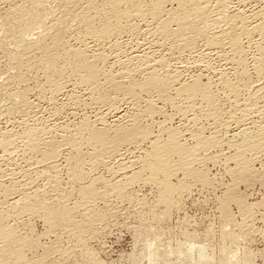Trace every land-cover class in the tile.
Here are the masks:
<instances>
[{"label": "rangeland", "instance_id": "obj_1", "mask_svg": "<svg viewBox=\"0 0 264 264\" xmlns=\"http://www.w3.org/2000/svg\"><path fill=\"white\" fill-rule=\"evenodd\" d=\"M22 1L23 0L21 1L13 0V1H9L6 3L5 0H0V19H4L6 17V13L8 14L9 9L16 4L18 5L19 3H22ZM236 1L237 0H235V3L233 2V4H231L233 5V7L236 6ZM241 2H242L243 12L245 14L247 13L246 15H250L254 12H257L260 9V7L264 8V0H241ZM167 6L169 7V5ZM48 7L52 8L51 5H48ZM77 30L79 31L80 28H75L76 33H77ZM76 33L74 34L72 33V36L71 34L70 36L67 35L69 38L68 37H67L68 39L66 38L67 39L66 42L68 43L67 45L69 47H72V48L77 47L76 41H74L76 38L75 37ZM118 36L120 37V35ZM142 36L133 40L134 42H132V40H128V38L124 35L123 36L121 35L120 38L116 36V40L118 41L119 39L122 42L119 44L121 46L123 45L122 47L120 46L121 49H119L120 51L119 53L117 52L118 50L114 51L113 48H111L112 47L111 42H113L112 41L113 39L112 40L110 39L111 42L109 44L111 45L108 44L107 45L108 47L107 46L105 47L107 49H104V51H106L105 54H106V62H107L105 63L106 67L104 66L105 67L104 69L108 67L106 69L107 72H109L108 70H111L113 75H119L121 71L122 72L124 71L120 69V67L127 61L126 64L128 66H126L127 70L125 71H127L128 74L131 72L129 74L131 78H132L131 75H134L133 77L136 80H140L141 76L139 75L138 72L135 71V69H133L135 67L133 66V68H131L132 65H135V64H132L134 62H131L130 59H127L126 61L124 59H126L125 57H128L129 54H132L134 50L138 51L136 53H139V52H142L143 49L150 48L151 49V50L149 49L150 53L148 52V50H146V52L151 54V57L155 58L156 61H158V59L160 60L161 58L162 59L164 58L163 60H165L167 65L169 66L168 69L171 67L169 71L175 72L174 70L176 69L179 71V73L183 71L180 74L182 76V77L180 76V78H182L180 79L181 82H185V83L187 82L189 84L191 80H194L195 78H197L204 84L205 83L210 84L211 85L210 88L211 90L214 91V93L217 89L218 94H223L224 90L222 89L223 92L221 91V86L219 87V84H217V82L214 79L215 74H213L212 72H201L199 70V67L196 66V65L203 63L204 61L202 59L203 43L201 42H200L201 44L199 42L197 43L199 45H197V47L192 51L193 54L188 51L170 53L171 52L169 51L170 49L162 45H161L162 49L160 47H159L160 49L159 48L156 49V47L153 45L156 40L151 41L154 38L150 40L149 38L151 37L149 36L147 40L146 37H142ZM1 37L4 38V35L0 34V41H1L0 45H2L1 44L2 42H4L3 43L4 46L2 45L0 47V74H1L0 75V112H1L0 113V136L2 138L4 137V135L5 136L6 135L10 136V134L20 135L24 133L26 129L32 128V130L34 129V131H36L38 135L41 134V136H43L45 134L46 137L48 138L50 137L54 140H57V142L60 143L64 136L73 135L74 132L77 130L73 128L75 127L77 128V126L80 125L84 121L90 122L91 127L93 129L94 127L96 129V126H97V129L99 128L103 129L105 126L108 127L109 130L111 128L110 134H108L109 132L108 128L106 129L105 127L104 129L107 130L106 132L108 136L110 135L109 137H114L116 135V132H113L112 130L115 131V128L117 130L123 127L126 130L128 129V131L129 129L130 131H132L136 128L135 126H136V123L138 122V125L144 126V127L138 126L140 131L141 130L144 131L143 133L148 132L147 135L145 134L146 137L148 136L150 132L151 136L152 135H154V137L156 136L155 138L161 137V140L160 139L158 140L164 145L166 144L165 140H168L167 137L171 135L169 133L173 131L172 133L176 134L179 144L182 145L181 147L183 149L188 150L189 152H191L192 147L194 146L196 147V140L194 138L195 136L200 135L201 138L203 137V139H212L213 140L212 142L215 143V144H212V143L210 144V142H208L211 146L208 145L207 148L201 150L202 152L201 151L199 153L197 152L198 158L196 157V162L193 161V163H191L190 166L188 165V167L191 170L193 169L194 171H197L200 175L203 176L205 180L204 183L200 182L193 176H188V175L185 176L183 172L180 170L179 172H176L177 169H179V167L177 168L178 162L176 163V160L178 157L173 156V163H174L173 165L174 166L176 165V167L174 168L176 170V171L174 170L175 173L168 172V173H161V175H159L160 177L163 174H165V176L166 174L173 175V176L167 175L169 177L166 176V180H165V177H161V178L159 177L160 181L163 179L170 186L174 188L176 186L177 190L176 189L174 190L175 192L173 195L174 198L172 197L173 201H171V203H168V204H165L163 203V201H160L159 192H161V190L159 189L158 186H156V183L154 184L155 181L153 182V180H147L148 182H145L146 178L148 179L149 177L150 179V174H148L147 176V173H149L147 172V170L141 171V173L142 172L145 173L144 175L143 173L139 174L141 175V178L143 180L141 178L133 179L135 181L138 180V182L134 183V181L132 180L133 183H131L129 179L132 176L131 172L132 173L140 172L142 168L141 163L143 160L141 152L143 151H146V152L148 151L147 153L150 152V150L153 147L150 144L149 140L150 139L154 140L153 136L150 137L149 135L150 138L149 139L146 138V140L144 139L145 137L142 138V140L138 138L135 141L137 144L133 142L135 147L132 142L128 143V145L126 142L124 143L126 145L121 144V147L118 146L119 148H117V150L119 152H116L117 155L113 154L114 155L113 157H111L112 155L105 157L104 160L106 161L105 163L106 165L102 163L104 167L106 166L105 168H109V169H105L103 166H101L102 164L96 166L97 167L96 168V167H91L89 163V167H88L87 166L88 162L86 161L84 164V167H82L83 172L85 171V174L87 173L86 176L88 177V179L86 177L88 181L86 186L88 184L93 183V181L96 182V183H93L92 185L95 190L94 193L97 194V196H95L92 200L93 209L91 208L89 209L83 196L80 195V190L77 191L79 187L73 186L72 188L70 187L72 185L68 182L69 180L67 177L68 169L66 168L68 165L67 164L64 165V163L66 161L65 159L68 158L67 156L68 153L69 152L73 153V150L71 151L72 148L69 145L65 146L63 143H60L61 145L59 146L61 148L58 149L59 150L58 152H61V154L62 153L63 154L61 155L59 153L58 154L59 156H57V158L54 159L56 160L55 164H57L56 167L59 170V172H57V169H55L56 171L51 170V172H49L51 178H53L54 175L56 176V177L54 176L55 181L58 180L57 178L59 177L61 178L59 179V185H61L60 186L61 189L59 192H55L52 189L53 188L52 184L50 183L51 184L50 186L48 180L46 179L47 175L44 174L45 172L44 168L46 165L41 163V164H38L39 167L38 165L36 166V163H39V161L35 158V160L37 161L35 162L34 156L30 152H27V149L26 151L25 149L24 151H21L23 150L22 148L24 144H21V142H19L18 144V141L13 142L15 140H13L14 138L11 137L10 139L12 141L11 147L13 148L9 152L4 151L7 154L5 153L3 154V152H1L3 150L1 149V145H0V183H1L0 185L2 186L3 184L4 186V187L2 186L3 188H7V187L9 188V186L13 187L12 190L14 189L13 190L14 198L20 197V195L24 193L25 191L27 193H32V191H35L37 189L40 191L43 190V194L45 192L44 195L48 196V197L45 196L47 197L46 198L47 201L52 200L54 201V203L56 202L59 205L67 207L69 210L73 211V215H72L70 223H64V225L61 224V225L56 226V225H50L46 223L44 219L41 218L42 215L40 213L31 215L28 212H23L21 214H17L14 210H7V217H6L7 224L6 225L9 227V229H11L14 232V234L18 238L23 240V243H25V245H23V248H22L23 254L25 255V258H27L28 260L29 259L31 260V264H264V151H263L264 145L262 148H260L262 149V151L258 149L250 153V151H247L246 148H243L244 146L240 147L241 144L244 145V143L240 140V139H243V137L241 138V136L240 137L235 136L240 131V129L242 130V128L246 130L248 133H250V135H252L253 133L254 134L253 136H255V134L258 133L257 128L262 127L264 129V115L256 116L254 114V116L252 115L253 117H250L249 119L245 118L244 120L242 119L243 121L239 120V122H237L239 119L238 117L239 113H238V110L236 109L243 107V104H244L243 102L248 97L247 94H245L243 91L240 92L241 98L239 99V102L241 104L238 103L239 105L238 107L231 100L226 101V99H224L223 96L222 97L220 96L221 97L220 99L222 101H220V99L218 98L217 103L218 102L219 103L221 102V103L220 104L218 103L216 108L219 111L218 112L219 114L221 112L220 118L224 116L221 119V121L224 118L226 119L227 123H224L225 125L214 124V122H212L211 120L212 118L206 112L207 110L201 107L202 105L204 106V104L202 105L200 104L197 109L198 112L193 111L194 114L192 111H190L191 113L190 112L187 113L186 110H183L182 112H186L185 113L186 117L184 116L182 117L181 114L177 113V111L175 110V107L164 105L162 101L158 99H157L158 101L155 102L156 98L154 97L151 98L149 95L148 96L143 95V93H140V92H139L140 95L139 93H136L133 100L132 98H129V97L125 98L124 100L121 97V95H119L118 97L113 94L112 96V94H110L111 91L110 90L107 91L109 93L110 102H112L113 97L114 99L118 98V100L116 99L117 101L113 100L112 103L114 104L113 105L114 107L112 109L114 110H112L110 109L111 107L108 106V105H111V104H108L109 102L106 103L107 105L101 102L98 103L95 100V97L92 98L90 95L87 96L80 89L75 88L76 89L75 90L74 87L71 89L73 85L72 84L73 78H71L72 75L69 74L68 72H67L68 74L66 75L67 79L65 81L66 87H63L62 92L56 95L50 96V93L49 92L47 93V91L45 90L38 91L40 90L38 89V86L40 84L43 85V83L45 84V77L41 71L38 72V75L36 72H35L36 74L34 73L35 68H36L35 65L30 66V67L27 66L22 69L23 71L29 67V69H27L28 71L26 70L23 71L25 72L23 74L24 75L23 79L25 78L24 81L22 79L23 82L20 83V82L15 81V79L14 80L11 79V77L14 75L15 72L13 73L14 71L13 67L11 66V63L9 65V60L7 58H8V53L12 52L14 48H12V50L9 51L12 45L9 43V41L6 38H4L3 39L4 41H3ZM123 38H125L126 40ZM33 39H34V36L30 38L32 42L34 41ZM144 39L146 40V42ZM6 40L8 41V43ZM136 40L139 42L140 45L141 44L142 45L135 46L134 44L137 43ZM5 41H6V44H5ZM130 41H131V45L129 43ZM90 43L91 42L88 40L87 44H90ZM8 44L11 46H9ZM149 44L153 46L151 47ZM90 45H87L88 48L91 47L89 51H93L95 47H93L92 43ZM2 47L5 49H3ZM154 48L156 52L154 51ZM251 51L252 49L249 52L251 53ZM29 52L25 53V56L23 57L24 60L29 61L30 59H32L34 57L33 54H35V52H37L38 54V51L36 50H31ZM168 53H170L171 55ZM26 54H29L30 56L29 55L26 56ZM37 54H35V57L37 56ZM178 54L180 55L178 56ZM249 54H247L248 55L247 58L250 57ZM115 55H118V56H115ZM200 56H201V59H200ZM216 57L217 56L213 54V57L211 55L209 59H206L205 61L207 63L209 62L210 66L213 67L216 73L218 72L220 74L222 73V70L224 73V69L226 70L228 69V67L226 68L223 67L224 69H222V66L225 65L223 64L224 63L223 58H220L221 57L220 55L217 57L218 59L220 58V60H217ZM195 59L196 61H194ZM128 60L131 62V65ZM115 62H117V64ZM29 63L27 64L29 65ZM120 63H122V65ZM219 63L221 64L218 65ZM185 65L187 68L185 67ZM189 67H192V68H189ZM11 68H12V73H13L12 76L10 74ZM183 69L185 70L186 73L184 72ZM251 69L252 68H250L249 66V70H248L249 72H247L248 79H249L248 82L251 83V85H253V83L254 85H256V83L258 85L260 82L256 81L257 78L255 79L256 77L254 76L255 73ZM128 70H130V72ZM158 70L162 73H160ZM158 70H157L158 73L163 74L164 71H162L161 69H158ZM36 71H38V69ZM227 71H226L227 73H224L225 76L227 75L226 78L228 77V80L230 79L233 82L234 79H236L234 76L235 74L233 73L234 71L233 70L232 71L227 70ZM133 72L136 74L138 73L139 76L134 74ZM3 75L5 76L3 77ZM40 75H43V77ZM8 77H10V79ZM131 78H130L131 81L135 80L134 78L133 79ZM11 80L13 81V83ZM69 82L71 83V85ZM105 89L107 90L110 88L105 87ZM136 96L137 98H135ZM22 98L24 99L27 98L26 99L27 104L28 102L31 103V104H28L30 105V110L27 106V109L30 112H28L26 109L25 111H23L24 113L27 111L25 115L21 113L22 111L17 113L18 116H15L17 115L16 113L12 114L13 116L9 114L7 115L8 110H5L7 108V105L10 107L17 103L16 105L18 106L19 105L18 101L21 102L20 99ZM148 99H149V102L152 101L151 102V105H152L151 109H153L152 114L150 112L152 111L151 109H148V111L146 110L148 108V102H146L145 100L148 101ZM123 100L124 102L128 100L131 103L127 101L128 103L126 102L124 104ZM134 100L135 101L137 100L138 102L136 101V104H135ZM181 100L182 99L180 100L177 99L178 103L179 101L182 103V104L181 103L177 104V106L180 107L181 105L182 106L184 105L183 107H185V104H183V100L182 101ZM223 100H225L226 103ZM233 104L237 108H234L235 106H232ZM230 105L235 109L234 110L235 113H233V110H232L233 108ZM129 106L131 107L129 108ZM9 107L7 109H9ZM199 109L202 111L205 110L204 112L205 114L207 113L206 115L208 116L205 115L204 117L203 116L204 112L199 111ZM3 110L7 112L4 114ZM134 111L136 112L139 111V112L136 113ZM27 113H30V114H27ZM149 113L151 114L150 116H149ZM159 113L162 114V116ZM230 113L231 114L233 113L232 114L233 116H231ZM20 114L22 117L20 116ZM137 114H139V116ZM133 115L134 116L136 115V118H137L136 123H135L136 118L135 117L134 119L132 118ZM8 116L10 117L7 118ZM98 116L101 118H99ZM24 117H27V118L24 119ZM208 117H210L211 119ZM227 117L230 118L231 121ZM98 118L101 121H99ZM139 118L141 120H139ZM231 118L237 121L234 122ZM26 119H28V121ZM130 120L134 121V123ZM22 121L23 122L25 121V122L23 123ZM244 121L246 122L244 123ZM257 123L259 125L256 127ZM93 124L95 126H93ZM121 124L122 125L125 124L126 127L128 128H126L125 126H122ZM31 125L32 127H30ZM118 125H121V126L118 127ZM158 125H160V127ZM101 126H103V128ZM21 128L22 130H20ZM64 128H68V129L64 130ZM49 129H50L49 133L48 132L45 133L46 132L45 130L48 131ZM217 129H220L221 131L219 130L218 132ZM42 130L45 132L43 133ZM51 130H52V133H50ZM72 130L74 131L73 133H71ZM66 132L68 133L66 134ZM62 133L63 135L64 134L65 135L64 136L61 135ZM111 133L112 134L115 133V134L111 135ZM214 134H216V136ZM56 135L60 137L56 138ZM213 135L215 136V138L213 137ZM41 136H40V139L42 138ZM1 140H0V143H1ZM141 141L142 143L139 144V142ZM14 145L17 146L15 150H14L15 148ZM85 145L86 144L84 145L82 144V146H80L79 149L81 153L85 152L84 154H86L88 152L87 154H91L92 150L94 149V148L91 149L93 146L90 145L89 147L88 144L87 146ZM237 145L240 147V151L242 150V148L245 149L246 151V152H243L244 150L242 151L243 152L242 158L247 161L246 169L245 168L243 169V171L245 172L244 174H243L242 169L240 170L238 169L239 168L237 165L238 163L236 164L237 161L231 159V157L237 152V150H239L238 149L239 147H237ZM136 146L138 147L136 148ZM68 147L70 149H67ZM62 150H64V152ZM8 153L9 154L13 153V154L12 156L11 155L9 156ZM64 154H65L64 156L65 158L63 157ZM117 156L120 158H118ZM136 158L140 159L141 163ZM106 159L109 161H107ZM33 162H35V164H33ZM137 164H138V167H137ZM127 165H130V167ZM42 166H44V168ZM90 167L97 174L94 173L93 170L89 172V170L91 169ZM86 168H90V169L87 170ZM40 173L42 174V176L44 174L42 178H41ZM21 174H23L24 177L23 175L21 176ZM89 174H91V176ZM94 174L96 177H98L99 180L102 178L106 182L103 180H101L102 183L97 182L99 180L94 176ZM93 176L95 177L96 180H93L94 178L92 179ZM30 179L33 180L34 182L29 181ZM86 179L85 181L83 180L81 182V185L83 184V186H85V183L87 182ZM90 179H92L91 183H89ZM128 179L129 181H127ZM139 179L142 180V182ZM28 182H32V186H31V183L28 184ZM108 182H109V185L111 183L116 184V182L118 184L122 183V185L124 186V192L127 193L126 196L128 197L120 198L119 196H117L115 193H113L116 191L106 187V184ZM127 182H130V184L128 185ZM27 185L28 186L30 185L29 187L31 188H29ZM25 187L27 189H25ZM47 188H51L52 190L50 191ZM15 189L17 192L15 191ZM47 190L49 191L47 192ZM104 192H107V193H104ZM18 193H21V194H18ZM1 194L2 193L0 192V200L2 198ZM15 194H18L19 196L16 195L15 197ZM59 195H60V198H59ZM21 196H23V194ZM56 198H59V199H56ZM52 201L51 203H53ZM246 207L248 209V213L245 215L244 213H242L243 212L242 210L243 208H246ZM223 230L224 231L226 230L230 232L233 236H235L237 238L236 242H234L233 244H230L224 241L221 237ZM190 244L193 245L192 254H190L187 251L188 250L187 247H189L188 245ZM199 249L204 252L205 256L202 258H200V256L197 254V251ZM232 256L233 257L235 256V258H233ZM161 258H164V259H161Z\"/></svg>", "mask_w": 264, "mask_h": 264}, {"label": "bare ground", "instance_id": "obj_2", "mask_svg": "<svg viewBox=\"0 0 264 264\" xmlns=\"http://www.w3.org/2000/svg\"><path fill=\"white\" fill-rule=\"evenodd\" d=\"M5 1L7 3V2L13 1V0H5ZM233 2L235 3V0H145V1H143V0H23L22 3H19L18 5L16 4L13 7H11L8 11V14L6 13V17L4 19H0V34L4 35V38H6L9 41V43L12 45L11 46L8 44L9 46H11V49H9V51L12 50V48H14V50H12V52L8 53V58H7L9 60V65L11 63V66L13 67V70H14L13 73L15 72L14 75L12 76L13 73H12V68H11L10 74L13 78L11 76L10 77H11V79H13V80L15 79V81L21 83L25 79V78L23 79V76H24L23 74L25 73L23 71H25V70L28 71L27 69H29L30 66L35 65V67L38 69V71H36L37 69L35 68L34 73L36 72L38 75V72L41 71L45 77V84L43 83V85H41L39 83L40 85L38 86V89H40V90H38V89L37 90L38 91L45 90V91H47V93L48 92L50 93V96H53V95H56V94L62 92L63 87H66V85H65V81L67 79L66 75L69 73L72 75L71 78H73V80H72L73 85H72L71 89L73 87H74V89L75 88L80 89L87 96L90 95L92 98L95 97V100L98 103L101 102V103L106 104L109 102L108 104H111V105H108L109 107H111L110 109H112L114 107L113 106L114 104L112 103L113 100H116V99L118 100V98L114 99V97H113V99L111 98L112 102H110L109 93L107 92L109 90L112 92V93L110 92V94H112V96H113V94L118 96V97H119V95H121V97L124 100L127 97L132 98V100H133L136 93H139V92L143 93V95H147V96L149 95L151 98H153V97L156 98L155 102L160 100V101H162V103L164 105H167V106L169 105V106L175 107V110L177 111V113L181 114L182 117L183 116L186 117L185 116L186 112H182L183 110H186L187 113H189L190 111L195 112V111H197L200 104L201 105L204 104L205 107L203 105L201 107H203L207 110L206 112L208 113V115L212 119L210 117H208V118H210L212 120V122H214V124H216V125H225L224 123H227L225 118H224L225 120L223 119L225 122L223 120L221 121V119L224 116L222 118H220L221 112L219 114L218 113L219 111L216 108L217 104L219 103V102L217 103L218 98L220 99L223 96L224 99H226V101L231 100L238 107L239 106L238 103H240L239 99L241 98L240 92L243 91L245 94H247L248 97L246 98V100H244L243 107L236 109V110H238V113H239V116H238L239 119L237 117L238 121L237 120L236 121L239 122V120H242V119L244 120L245 118L249 119L250 117H253L254 114L256 116L257 115L263 116L264 115V8L260 7V9L258 11L256 10L257 12H254L250 15H246L247 13L245 14L243 12L241 0L236 1L235 7H233V5H231V4H233ZM48 5H51L52 8H49ZM167 5H169L170 8ZM75 28H80V30L79 31L77 30V33H76ZM72 33L73 34L76 33V36H75L76 38L74 41H76L77 47H75V48L69 47L67 45L68 43L66 42L67 39L69 38L68 36H70V34L72 36ZM118 35H120V37H121V35L122 36L124 35L128 38V40H132V42H134L133 40H135L136 38H138L142 35H143L142 37H146L147 40H148V37L150 36L151 37V38H149L150 40L152 38H154L151 41L156 40L154 44L152 42V44L156 47V49L159 47L161 48L162 46H164L166 48L168 47L170 49V50L169 49L168 50L171 51L170 53L180 52V51H182V52L188 51V52L192 53V51L197 47V45H199V44H197L198 42L203 43L202 59L204 61H203V63L196 65V66L199 67V70L201 72H212L213 74H215L214 79L217 82V84H219V87L221 86V91H222V89L224 90V92L222 91L223 94H218L217 89L214 93V91L211 90V88H210L211 87L210 84H207V83L204 84L197 78H195L194 80H191V82L189 84L187 82L186 83L181 82L180 79H182V78H180V76H181L180 74L183 71L181 73H179V71L177 69L174 70L175 72L169 71V69L171 67L168 69L169 66L167 65L166 61L163 60L164 58L163 59L161 58L160 60L158 59V61H156L155 58L151 57V54H149L150 53L149 51L151 50L150 48H149L150 50L148 48L143 49L142 52H139V53H136L138 51L134 50V52L132 54H129L130 57L128 55L129 58L125 57L126 59H124L125 61L127 59H130L131 62H134L132 64H135V65H132V67H131L130 66L131 62L128 60L130 63L129 66L131 68H133V66H134L135 68H133V69H135V71L138 72L139 75L141 76L140 80H136L133 77L134 75H131L132 76V78H131L129 75L131 73L130 70H128L130 72L129 74L127 73V71H125V70H127L126 66H128L126 64L127 61L123 65H122V63H120L122 65V66L120 65L122 67V68L120 67V69L124 70L125 72L121 71L122 73L120 72L119 75H113L111 70H108L109 72H107L106 69L108 67L106 69H104L106 67L105 63H107L106 62V54H105L106 51H104V49H107L105 47L113 39L112 40L113 42H111L112 45L111 44H109V45L112 46V47L111 46L110 47L113 48L114 51L118 50L117 52L119 53L120 52L119 49H121L120 48L121 45L119 43H122V42L119 39H118V41H120V42H118L116 40V36L118 38H120ZM32 36H34L33 42H32V40H30V38H32ZM2 37H1V39L3 40L4 38H2ZM123 39H125V38H123ZM141 39H143V38H141ZM88 40L93 44V47H95L93 51H89V49L91 47L88 48L87 45H90L91 43L87 44ZM6 41H5V44H6ZM8 41H7V43H8ZM138 41H137V43L134 44L135 46L140 45ZM145 42H146V40H145ZM3 43L4 42H2L1 44L3 45ZM125 43H126V41H125ZM129 43L131 45V41ZM2 45H0V47ZM8 45H7V47H8ZM132 45H133V43H132ZM90 46H92V45H90ZM147 47H148V45H147ZM3 49H5V48H3ZM251 49H252V51L250 53L249 51ZM31 50L38 51V54H37V52H35V54H37V56L35 57V54L31 53L34 55V57L32 59H30L29 61L24 60L23 57L25 56V53L29 52ZM146 50H148L149 53L146 52ZM114 51H113V53H114ZM154 51H155V48H154ZM151 52H153V51H151ZM170 53H168V54H170ZM115 54H116V52H115ZM213 54L217 57L221 55L220 58H223L224 63H223V61H222V63L225 65L224 66L221 65L222 69H224L223 67H225V68L228 67V69H226V70L224 69V73H227L228 72L227 70H231V71L233 70L234 71L233 72L235 74L234 76L237 79V81H236V79H234L235 83H234V81L232 82L230 79H229L230 80L229 81L228 77L226 78L227 75L225 76L222 69H221L222 73H220V74L218 72L216 73V71L213 69V67L210 66L209 62L207 63L205 61L206 59H209V57L211 55L213 57ZM247 54H249V56H250L249 58H247L248 57ZM27 55H29V54H26V56ZM118 55H115V56H118ZM179 55L180 54H178V56ZM197 57H198V55H197ZM116 58H118V57H116ZM220 58L219 59L217 58V60H220ZM28 59H29V57H28ZM200 59H201V56H200ZM248 59H249V61H248ZM194 61H196V59ZM29 62L31 63V65ZM27 63H29V65ZM115 63L117 64V62H115ZM250 63H251V65H250ZM220 64L221 63H219L218 65H220ZM27 66H29V67L22 71V69L24 67H27ZM213 66H214V64H213ZM249 66H250V68H252L251 70H253V72L255 73L254 76H256L255 79L257 78L256 81L260 82L258 85H257V83H256V85H254V83H253V85H251V83L248 82L249 79H248L247 72H249L248 71ZM180 67H182V66H180ZM185 67H186V65H185ZM189 68H192V67H189ZM158 69H161L162 71H164L163 74H160L162 72H160ZM157 70L160 73H158ZM131 71H133V70H131ZM6 72H7V70H6ZM184 72H185V70H184ZM138 73L137 74L134 73V74L138 75ZM43 75H40V76L43 77ZM4 76L5 75H3V77ZM68 76H70V75H68ZM10 77H8V78L10 79ZM130 78L131 79L134 78L135 80L131 81ZM22 79H23V81H22ZM8 83H9V81H8ZM12 83H13V81H12ZM20 83H18V84H20ZM70 85H71V83H70ZM105 87H109L110 89L106 90ZM22 88H20V89H22ZM140 93H139V95H140ZM219 93H221V92H219ZM43 95H45V94H43ZM70 95H71V93H70ZM112 96H110V97H112ZM24 98H25V96H24ZM24 98L20 99L21 102L18 101V103H19L18 106L16 105L17 103L10 106V107L7 105V108L9 107V109H7V108L5 109V110H8L7 115L8 114L12 115L15 113L17 114L18 112H21V111H22L21 113L25 115V113L28 111L27 106L30 110V105H28V104H31V103L28 102V104H27V100H26L27 98L26 99H24ZM135 98H137V96ZM177 99H179V100L182 99L183 104H185V107H183L184 105L183 106L181 105L183 108L181 106L180 107L177 106V104L181 103L180 101L178 103ZM124 100H123V103L125 104L128 100H126V102H124ZM150 100H152V99H150ZM242 100H241V102H242ZM136 101H135V104H136ZM145 101L148 102V108L146 109L148 111V109H151V107H152V105H151L152 101L149 102V99H148V101L147 100H145ZM220 101H222V100L220 99ZM223 101H225V100H223ZM226 101H225V103H226ZM128 102H130V101H128ZM153 102H154V100H153ZM13 103H11V104H13ZM234 104L232 106H235ZM236 106L234 108H237ZM130 107L131 106H129V108ZM133 108H135V107H133ZM234 108L232 109L233 113H235ZM26 109H27V111L24 113L23 111H25ZM200 109H199V111H201V112L205 111V110L202 111ZM5 110H3L4 114L7 112V111L5 112ZM112 110H114V109H112ZM112 110H110V111H112ZM151 110L152 111H150V112L152 114L153 109H151ZM28 112H30V111H28ZM134 112H136V111H134ZM138 112H136V113H138ZM154 112H156V111H154ZM194 112H193V114H194ZM27 114H30V113H27ZM139 114H137V115L139 116ZM141 114H142V112H141ZM146 114H148V113H146ZM151 114L149 113V116ZM154 114H156V113H154ZM206 114L204 112L203 116L205 117ZM232 114H231V116H233ZM7 115H5V116H7ZM160 115L162 116V114H160ZM208 115H206V116H208ZM15 116H18V114ZM20 116H21V114H20ZM9 117L10 116H8L7 118H9ZM134 117L136 118V115L135 116L133 115L132 118L134 119ZM25 118H27V117H24V119ZM99 118H101V117H99ZM99 118H98V120L101 121ZM228 119L230 120V118H228ZM231 119L233 120V118H231ZM22 120H23V118H22ZM26 120L28 121V119H26ZM136 120H137V118L135 119V123H136ZM139 120H141V119L139 118ZM29 121H30V119H29ZM96 121H97V119H96ZM130 121H132V120H130ZM233 121L236 122L235 120H233ZM132 122L134 123V121H132ZM245 122L246 121H244V123ZM26 124H27V122H26ZM125 124L124 125L121 124V125L126 127ZM130 124H132V123H130ZM22 125H24V124H22ZM121 125H118V127H120ZM258 125L259 124L257 123L256 127ZM93 126H95V125L93 124ZM103 126H104V124H103ZM103 126H101V127L103 128ZM130 126H132V125H130ZM138 126L144 127V126L138 125V122H137L136 126H135L136 128L135 129L133 128L134 130H132V131H130V129L128 131V129L126 130L123 127L119 128L117 130L115 128V131L114 130H112V131L116 132V135L114 137H109L110 135L108 136V134H110L111 128L109 130V128L105 126L106 129L108 128V130H109V132L107 134V132H106L107 130L104 129L105 127L103 129H100V128L97 129V126H96V129H95V127L93 129L91 127L90 122L84 121L80 125H78L77 128L74 126L75 128H73V129H75V130L77 129V130L75 131L76 133L72 130L71 133L74 132L73 135L64 136L65 134L64 135H63V133L61 134L64 137H63V139L60 138V139H62V141L59 139L61 141L60 143H63L65 146L69 145L72 148L71 151L73 150V153L69 152L71 155L68 153V155H67L68 158L65 159L66 161L64 163V165H66V164L68 165L66 167L68 169V174L66 173L68 175V176L67 175L66 176L69 179L68 182L72 185V186H70L72 188H73V186L79 187V189H77V191L80 190V195L83 196V198H84L86 204L88 205L89 209L90 208L93 209L92 200L95 196H97V194L94 193L95 190H94L93 185H92L93 183H96V182L93 181V183H91V180L93 178H94L93 180H96L95 179L96 176L94 174L95 177L93 176L89 182L91 184H88L86 186V184L88 183V181H87L88 177L86 176L87 173L85 174V171L83 172L82 167H84V164L86 161L88 162V165L86 164L88 167H89V163H90L91 167H96L98 165H101L102 163L104 165H106L105 164L106 161L104 160V158L111 156V155H112L111 157H113L116 154V152H119L117 150V148H119L118 146L121 147V144H124L127 142V145H128V143H131V142L133 143L138 138L142 140V138L145 137L144 139L146 140V138L149 139L152 136L154 137V135L151 136L150 132H149L148 136L146 137L145 134L147 135L148 132L143 133L144 131H142V130L140 131ZM158 126L160 127V125H158ZM30 127H32V125ZM109 127H111V126H109ZM223 127H225V126H223ZM126 128H128V127H126ZM65 129L67 130L68 128H64V130ZM257 129H258L257 130L258 133H256L255 136H253L254 135L253 133H252V135H250V133H248L243 128H242V130L240 129V131L235 135L236 137H238V136L239 137L241 136V138L243 137V139H240V140L244 143V145L241 144L240 147L244 146L243 148H246V150L250 151V153L262 148L264 145V129L262 127H259ZM20 130H22V128ZM217 130L219 132L220 129H217ZM23 131H24V129H23ZM45 131H43V133L44 132L49 133L50 129L48 131L47 130H45ZM59 131H61V130H59ZM165 131H166V129H165ZM223 131H222V133H223ZM68 132H66V134ZM172 132L169 133L171 135L168 134L169 137H167L168 140H165L166 141L165 145L158 140V139L161 140V137H159V136H158L159 138H155L156 137L155 136L154 140L153 139L149 140L150 144L153 147V148L151 147L153 150L151 149L152 151L150 150L149 153H147L148 151L147 152L146 151L141 152L142 158H143L142 163H141L140 159H137V158L136 159L140 161V163L142 165L141 164H139V165H141L142 168H141L140 172H137V173H132L130 171L132 176H131V178H129L131 183H133L132 182L133 179L141 178V175H139L141 173V171L147 170V172H149V173H147V176H148V174H150V179H149V177H148V179L146 178L145 182H148L147 180H153V182L155 181L154 184L156 183V186H158L159 189L161 190V192H159L160 201H163V203H165V204L171 203V201H173L172 199L174 198L173 195L175 193L174 190L176 189V186H175V188L170 186L163 179L160 181L159 175H161V173L174 172V170H175L174 168L176 167V165L175 166L173 165L174 164L173 163V156L178 157L177 158L178 161L176 160V163L178 162L177 168L179 167V169L176 168L177 169V171L175 170L176 172H179V170H180L183 172V174L185 176H187V175L193 176L197 180H199L200 182L204 183L205 180H204L203 176L200 175L197 171H194L193 169L191 170L188 167V165L190 166V164L193 163V161L196 162L197 152L199 153L202 149L207 148L208 145L211 146L210 145L211 143L215 144L212 142L213 141L212 139H203V137L201 138V136L198 135V136L194 137L196 140V147L193 145L194 147H192L191 152H189L188 150L183 149L181 147L182 145L179 144V141L176 137V134L172 133ZM50 133H52V130ZM114 134L115 133H113V134L111 133V135H114ZM44 135L43 136H41V134L38 135L36 133V131H34V129L32 130V128H30V129H26V131L20 135H11V134H10V136L4 135L3 138L0 136V140L2 138L0 145H1V149L3 150L1 152H3V154H4L5 152H9L13 148V147H11L12 146V141L10 140L11 137H13L14 138L13 140H15L13 142L18 141V144H19V142H21V144H24V146L22 148L23 150H21V151H24V149L26 151V149H27V152H30L34 156V161L37 162L35 160V158L39 161V163H36V166L38 164H41V163L46 165L45 168H44V166H42L45 170V172L44 171H42V172H44V174L47 175L46 179L48 180L49 184L50 183L52 184L53 188L52 187L51 188L53 189V191L59 192L61 189V187H60L61 185H59V179H61V178L59 177V178H57L58 180L55 181L56 176L53 174L55 177L53 176V178H51L49 172H51V170L56 171L55 169H57V167H56L57 164H55L56 160H54V159L57 158V156H59L58 155L59 153L61 154V152H58L59 151L58 149L61 148L59 145H61V144L59 142H57V140H54L50 137H49L50 138L49 139L48 137H46V135L45 136ZM57 135H56V138L60 137ZM149 135H150V137H149ZM214 135L216 136V134H214ZM214 135H213V137L215 138ZM40 136L42 137L41 139H40ZM45 138H47V139H45ZM210 138H211V136H210ZM216 139H217V137H216ZM149 141H148V143H149ZM241 141H240V143H241ZM208 142H210V144ZM140 143H142V141L139 142V144ZM63 144H62V146H63ZM82 144L83 145L86 144L85 146H87V144H88L89 147H90V145L93 146L91 148V149L94 148L92 150V153L91 154H87L88 152L86 154H84L85 152L81 153L79 148H80V146H82ZM16 145H14V147H15L14 150L17 147ZM124 145H126V144H124ZM133 145H134V143H133ZM234 146H235V144H234ZM123 147H125V146H123ZM123 147H122V149H123ZM134 147H135V145H134ZM137 147L138 146H136V148ZM139 147H140V145H139ZM237 147H239V146L237 145ZM240 147L238 148L239 150H237V152L235 151L236 153L234 152L235 153L233 155L234 157L232 156L233 158L231 157V159L236 160L237 162L236 161H234V162H236V164L238 163L237 164L239 167L238 169L239 170L242 169V171H243L244 168L246 169L247 161L242 158V156H243L242 153L246 152V151L243 148L240 151ZM18 148H20V147H18ZM67 149H70V148L68 147ZM18 150H20V149H18ZM64 150H62V151L64 152ZM140 150H141V148H140ZM260 150L262 151V149H260ZM68 151H66V152H68ZM263 151H264V148H263ZM120 152H122V151H120ZM205 152H206V150H205ZM257 153H259V152H257ZM5 154H7V153H5ZM12 154H9V156L10 155L12 156ZM64 156H65V154L63 155V157ZM118 156H119V154H118ZM198 156H199V154H198ZM63 157H61V158H63ZM115 158H116V156H115ZM118 158H120V157H118ZM107 161H109V160H107ZM35 162H33V164H35ZM103 164L101 166H103ZM120 164H119V166H120ZM134 164H133V166H134ZM58 166H60V165H58ZM127 166L130 167V165H127ZM38 167H39V165H38ZM42 167H40V168H42ZM137 167H138V164H137ZM66 168H65V170H66ZM90 168H86V169L88 170ZM105 169H109V168H105ZM8 170H7V172H8ZM91 170H93V169L91 168L89 170V172H91ZM131 170H132V168H131ZM16 171H17V169H16ZM93 171H92V173H93ZM57 172H59L58 169H57ZM135 172H136V170H135ZM41 173H40V175L42 178L44 176V174L42 176ZM94 173H96V172L94 171ZM236 173H237V171H236ZM244 173L245 172L243 171V174ZM18 174H19V172H18ZM144 174L145 173H143V175ZM22 175L23 174H21V176ZM57 175H59V174H57ZM89 175L91 176V174H89ZM167 175H170V174H166V176ZM127 176H128V174H127ZM147 176H145V177H147ZM166 176H165V174H163L161 177H165V180H166ZM170 176H173V175H170ZM23 177H24V175H23ZM86 177H87V179H86ZM167 177H169V176H167ZM13 178H14V176H13ZM96 178L98 179V177H96ZM85 179L87 182L85 183V186H83V184L81 185V182L83 180L85 181ZM129 179L127 181H129ZM42 180H40V181H42ZM101 180L105 181L104 179L101 178L97 182L102 183ZM142 180H140V181L142 182ZM29 181H33V180L30 179ZM133 181H134V183L138 182V180L137 181L133 180ZM140 181H139V183H140ZM167 181H169V180H167ZM35 182H37V181H35ZM42 182H44V181H42ZM29 183H31V186H32V182H28V184ZM123 183H125V182H123ZM127 183H128V185L130 184V182H127ZM51 184H50V186H51ZM19 185H21V184H19ZM2 186H3V184H2ZM2 186L0 185V192L2 193L1 194L2 198L0 200V264H31V260L30 259L28 260L27 258H25V255L23 254L22 248H23V245H25V243H23V240L18 238L14 234V232L11 229H9V227L6 225L7 224L6 223L7 210H14L17 214H21L23 212H28L31 215L40 213L42 215L41 218L44 219V221L46 223H48L50 225H56V226L61 225V224L64 225V223H70L72 215H73V211L69 210L67 207L59 205L56 202L54 203V201H52V200H48V201H50V202H48L46 199L48 196L44 195L45 192L43 194V190L40 191L37 189L35 191H32V193H27L25 191L24 193H22L23 196H21L22 195L21 193H18V194H21L20 197L14 198V191H13L14 189L12 190L13 187L9 186V188L8 187L3 188L4 186L3 187ZM106 187L116 191L113 193H115L120 198L128 197V196H126L127 193L124 192V186L122 185V183L118 184L116 182V184L111 183L109 185V182H108L106 184ZM29 188H31V187H29ZM51 188H47V189H49L51 191L52 190ZM25 189H27V188L25 187ZM35 189H36V187H35ZM49 190H47V192ZM15 191H16V189H15ZM104 193H107V192H104ZM18 194H15V197H16V195L19 196ZM45 196H47V197H45ZM59 198H60V195H59ZM59 198H56V199H59ZM51 201L53 203H51ZM242 211H243L242 213H244L246 215L248 213L247 207L243 208ZM223 231H222L221 237L224 241H226L230 244H233L234 242H236L237 238L235 236H233L230 232H228L226 230L224 232ZM188 246H189V247H187L188 250H187V248H186V250L190 254H192L193 253V247H192L193 245L190 244ZM197 254L200 256V258L205 256L204 252L200 249L197 251ZM233 258H235V256ZM161 259H164V258H161ZM164 263H165V261H164Z\"/></svg>", "mask_w": 264, "mask_h": 264}]
</instances>
